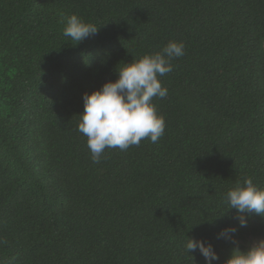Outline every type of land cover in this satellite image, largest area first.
<instances>
[{
    "label": "trees",
    "instance_id": "1",
    "mask_svg": "<svg viewBox=\"0 0 264 264\" xmlns=\"http://www.w3.org/2000/svg\"><path fill=\"white\" fill-rule=\"evenodd\" d=\"M72 14L98 25L75 46ZM169 40L185 55L153 101L164 135L94 163L82 93ZM244 177L264 187V0H0V264H205L188 236L223 264L222 197Z\"/></svg>",
    "mask_w": 264,
    "mask_h": 264
},
{
    "label": "clouds",
    "instance_id": "2",
    "mask_svg": "<svg viewBox=\"0 0 264 264\" xmlns=\"http://www.w3.org/2000/svg\"><path fill=\"white\" fill-rule=\"evenodd\" d=\"M97 31L98 25L72 14L67 18L63 35L75 46ZM184 55V43L169 40L160 51L143 54L129 62H118L115 80H106L99 88L82 93L83 110L78 114V131L86 137L94 163L100 162L106 149L125 151L139 146L142 140L156 143L164 135L165 119L153 101L168 95L160 78L173 71V59ZM222 202L226 204L225 211L235 210L232 218L236 221L216 233V239L235 245L223 264H264V238L253 240L243 250L235 240L238 228L247 227L252 215L264 218V187L254 183L251 177H244L226 191ZM184 248L192 259V254L198 251L205 264L219 260L212 243L205 239L188 236Z\"/></svg>",
    "mask_w": 264,
    "mask_h": 264
},
{
    "label": "rangeland",
    "instance_id": "3",
    "mask_svg": "<svg viewBox=\"0 0 264 264\" xmlns=\"http://www.w3.org/2000/svg\"><path fill=\"white\" fill-rule=\"evenodd\" d=\"M259 238H262V237H251L248 241V245H250V243L253 241V240H256V239H259Z\"/></svg>",
    "mask_w": 264,
    "mask_h": 264
}]
</instances>
